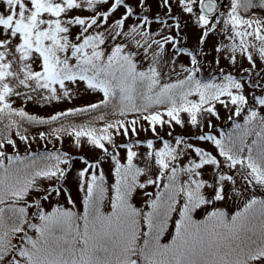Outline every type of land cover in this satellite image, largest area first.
<instances>
[{
    "label": "snow or ice",
    "instance_id": "snow-or-ice-1",
    "mask_svg": "<svg viewBox=\"0 0 264 264\" xmlns=\"http://www.w3.org/2000/svg\"><path fill=\"white\" fill-rule=\"evenodd\" d=\"M0 264H264V0H0Z\"/></svg>",
    "mask_w": 264,
    "mask_h": 264
},
{
    "label": "rangeland",
    "instance_id": "rangeland-1",
    "mask_svg": "<svg viewBox=\"0 0 264 264\" xmlns=\"http://www.w3.org/2000/svg\"><path fill=\"white\" fill-rule=\"evenodd\" d=\"M188 43L189 44H192L194 45L196 43V39H195V36L193 34H190V39L188 40ZM95 99V94L93 93H85V94H82L79 98H75L74 101H68L67 103L71 106H78V105H81L83 103H89V102H92L93 100ZM62 104L61 103H57L56 104V107L59 108L61 107ZM28 109L29 110H32V111H36V112H39L41 114H44V113H47V112H50L51 109L49 106H41V105H38V104H28L27 105ZM177 131H181V129H177ZM148 135V133H145V132H141L140 133V136L141 137H144ZM119 139L121 140H127V137H123L121 136ZM21 144V152H23V148H24V144L23 142H20ZM33 147H35V144L33 145ZM49 147H51L49 145ZM65 147L66 148H69L70 146L65 143ZM70 150L73 152V153H77L79 151V148L77 146H71L70 147ZM9 151H11V147H9ZM88 155H95L94 152L92 151H89L88 148H85L84 150ZM77 165L78 166H82V162L81 161H76ZM80 212L83 211V208H82V203L78 200L77 201V205L75 206ZM233 207L231 205L228 206L227 210L228 209H232ZM106 211H109L110 210V204L109 205H106V208H105ZM210 210V209H209ZM204 215L203 211L201 212H198L197 213V218H202V216ZM170 232L165 234V239L163 240L162 239V242H168L171 240V237L172 235L174 234V223H172V225L170 226Z\"/></svg>",
    "mask_w": 264,
    "mask_h": 264
},
{
    "label": "trees",
    "instance_id": "trees-1",
    "mask_svg": "<svg viewBox=\"0 0 264 264\" xmlns=\"http://www.w3.org/2000/svg\"><path fill=\"white\" fill-rule=\"evenodd\" d=\"M21 154H23V152H21ZM228 211L231 213V212H233V211H235V208L233 207L232 209H228ZM172 223H174V220H173V222ZM171 226V225H170ZM170 232V229L168 230V231H166L165 232V234H167V233H169ZM165 234L161 237V240L163 239H165Z\"/></svg>",
    "mask_w": 264,
    "mask_h": 264
}]
</instances>
